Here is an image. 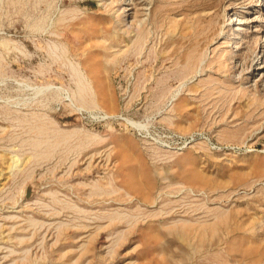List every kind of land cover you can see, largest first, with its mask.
Segmentation results:
<instances>
[{"label": "rangeland", "instance_id": "1", "mask_svg": "<svg viewBox=\"0 0 264 264\" xmlns=\"http://www.w3.org/2000/svg\"><path fill=\"white\" fill-rule=\"evenodd\" d=\"M0 264H264V0H0Z\"/></svg>", "mask_w": 264, "mask_h": 264}, {"label": "bare ground", "instance_id": "2", "mask_svg": "<svg viewBox=\"0 0 264 264\" xmlns=\"http://www.w3.org/2000/svg\"><path fill=\"white\" fill-rule=\"evenodd\" d=\"M139 4H137L136 6H138ZM147 8H145V10H146ZM152 9V8H151ZM119 22H121V26L119 27V28H117L116 30H115V34L114 35H124V37H129L130 36V34H132V33H134V34H139V36H142V33L144 32V30L145 29H140L139 31L140 32H138V30L136 31V28H133V29H129V27H131L132 26V24H129V25H127V24H124V22H125V20L123 19V17L121 16L120 17V20H119ZM184 30L185 29H182V31L184 32ZM181 31V32H182ZM186 32H184V34H185ZM63 36L65 37V38H67V39H69L70 38V32H69V30H64L63 31ZM126 34V35H125Z\"/></svg>", "mask_w": 264, "mask_h": 264}]
</instances>
